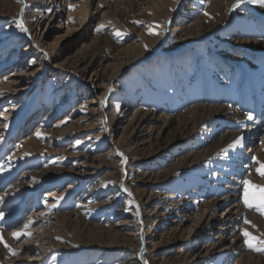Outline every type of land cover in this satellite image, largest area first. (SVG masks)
<instances>
[{
	"label": "rangeland",
	"instance_id": "rangeland-1",
	"mask_svg": "<svg viewBox=\"0 0 264 264\" xmlns=\"http://www.w3.org/2000/svg\"><path fill=\"white\" fill-rule=\"evenodd\" d=\"M50 1L0 0V82L14 91L0 95V230L18 253L0 244V264H264L243 236L264 239V215L242 198L243 180L264 177L253 154L240 166L239 147H219L248 113L264 115V3L55 0L57 17L33 24ZM201 106L231 112L183 134ZM236 176L230 247L204 251L228 205L204 206ZM32 210L31 236L15 239ZM202 217L212 221L197 227ZM115 225L133 245L113 246ZM99 229L98 246L89 240Z\"/></svg>",
	"mask_w": 264,
	"mask_h": 264
},
{
	"label": "bare ground",
	"instance_id": "bare-ground-1",
	"mask_svg": "<svg viewBox=\"0 0 264 264\" xmlns=\"http://www.w3.org/2000/svg\"><path fill=\"white\" fill-rule=\"evenodd\" d=\"M36 1H38V0H36ZM90 1L91 0H87V2H89V3H90ZM39 7H41L38 10L39 12H37V14L39 16H41L42 13H48V14L43 18L36 19V21H34L33 24L38 23L42 19L43 20L46 19L47 21H51V20H53L54 17H57V15L60 13V10L58 9L57 5L55 4V0H51L48 5H46V3L44 2V3L40 4ZM67 9H73V4L71 2L67 3ZM68 11H70V10H68ZM33 27L34 26H32L31 28L33 29ZM257 44L258 43H256L255 46H258ZM16 78H18V77H16ZM0 84H1L0 85V93L4 94L7 92H9V93L14 92L12 87L5 85L2 81L0 82ZM2 94H0V95H2ZM217 111L221 112L222 114H228L231 112L230 110L223 109L221 107L209 108V107H204V106L195 107L194 109L189 110L188 112L192 113L193 117L197 118V120L195 122H193V126L191 129L189 128V126L185 125L183 127V130H182L183 134H188V133L193 132L195 130L196 126L201 125L207 119L214 116ZM1 116H3L2 113H1ZM113 121L114 120L111 119V125L114 124ZM0 125L2 127L3 126L5 127L4 122L0 123ZM243 126H244V128H242V130L239 131L236 135H229V134L223 135L222 141H221L220 146H219V147H223L225 145H228V144L232 143L234 140H236L238 137L243 136L244 137L243 146L237 148L236 151L234 152L237 156L236 159L238 160V165H240V166H241V164L247 165L250 163L249 161H250V155L251 154H253L252 157H255L256 159H259V157L261 156V148L258 147L257 149H254L252 144L257 142V141L260 142V140H262V138L264 137V115H263V118L260 119L259 121L256 119L248 120L246 118ZM33 144H34V142L32 141V139L31 140L29 139V140L25 141L23 148H28V149H26L27 151L28 150L33 151L30 149L31 148L30 145H33ZM115 144L116 143L112 142L113 147L117 146V144L116 145ZM1 157H2V154H0V159H1ZM0 166H1V163H0ZM246 167L243 166V169H241L242 172L246 169ZM246 170H248V169H246ZM239 173H241V172H239V168H238L236 175L239 176ZM246 178H244V179H246ZM238 179H239V177H237V178L232 177V178L228 179L226 182L227 185L224 187V189L222 191V194H221L222 196H221L220 200L217 202H214L212 204H205V206H204L206 208L205 210L208 211V210H211V207L214 208V207L218 206L220 203L228 205L226 207L225 211L222 212V214L220 215V218H219L220 222H218L215 225V230H217V231L219 230V232H216V236L213 237L212 242H211V244H209V246H207V247L204 246L205 248H202V249H204V251H206L207 249L217 248V249H219L220 252H225V251L227 252L228 248L230 247V246H225L224 244H225V241H227L230 238H233V236H232L233 226L231 227V225H236L235 223H236L238 217L240 216V208L235 203V201H236L235 199H236V195H237L238 191L240 190L241 186L238 187L239 186L238 183L233 184V182H237ZM3 181H4L3 177L0 176V184ZM22 187L23 186H21V185L19 186V188H22ZM0 189H2V188L0 187ZM35 200H36V198H35ZM35 200H34V202L36 203ZM31 213H32V216H30V218L28 217L27 223L29 221H32V223H31V225H32L36 221V218L33 215V210ZM161 216H162V214H157L155 217L150 218L148 220V223L151 224L152 227L158 226L160 224L159 218ZM211 221H212L211 219H206V218L202 217L199 219L197 227L199 226V224H201L203 226L205 224H209ZM123 225L127 227V224L126 225L123 224ZM121 226L122 225H115L114 227H116V228L108 230V235L115 236V238H112V239H114V241H113L114 245L113 246L117 247L119 245H125V246L126 245L127 246L133 245L134 243H132V241H133L132 239L126 238L125 236H123L121 234ZM95 232L96 233H94L93 235L90 236L89 242L94 243L95 245H98V246L103 244V243H106V237H107L106 234H104L101 229H99ZM0 235L3 236V238L6 242L9 241L8 237H10V236L4 230H2V229L0 230ZM50 240H52V238H50ZM233 243H234V240L231 241L230 245ZM223 245H224V247H223ZM127 264H135V263H133V262L131 263L129 261V262H127Z\"/></svg>",
	"mask_w": 264,
	"mask_h": 264
},
{
	"label": "snow or ice",
	"instance_id": "snow-or-ice-1",
	"mask_svg": "<svg viewBox=\"0 0 264 264\" xmlns=\"http://www.w3.org/2000/svg\"><path fill=\"white\" fill-rule=\"evenodd\" d=\"M243 2L244 0H237L236 6H239V4ZM256 2L264 3V0H256ZM205 15H208V13H205ZM17 27L20 28L22 31H25V32L27 31V29L24 27V22L22 18L17 23ZM103 28H104V25L101 24L99 27H97L96 31L100 32ZM149 34L158 35L159 33L153 32L150 28ZM116 35H120V33L117 32ZM5 79H7V77H5ZM247 119L253 120L254 117L251 113H248ZM6 127L7 125L5 124V128ZM35 134L38 138L41 137L42 135L39 131H37ZM243 140H244L243 136L238 137L236 140L233 141L232 144L229 145V148L242 147ZM253 159L256 160V163L259 165V167L256 169L257 174L264 177V163H261L255 157H253ZM242 198H243V203L245 207L249 209H255L261 215H264V185L253 183L251 180L243 181V197ZM2 217H3V214L0 213V218ZM244 222L245 224H252V222L247 219H245ZM31 223L32 221H29L28 223L24 224L23 228L19 229L16 232H13L12 236L17 240H19L21 236H31V232L28 230L30 228ZM252 226L255 227L254 224ZM243 236L245 237L244 243L247 245L249 249L256 251V252H264V239H260L254 236L251 232L247 230L243 231ZM0 244H3L4 247L7 248L9 252H11L13 255L18 254L17 252H15V250H13L9 246V244L4 240L2 235H0ZM145 264H147V261H145Z\"/></svg>",
	"mask_w": 264,
	"mask_h": 264
}]
</instances>
